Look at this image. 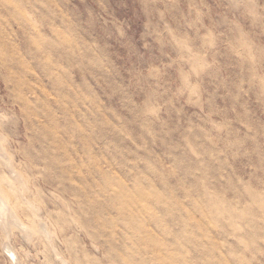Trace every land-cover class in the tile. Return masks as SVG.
Returning <instances> with one entry per match:
<instances>
[{
  "label": "rangeland",
  "instance_id": "374dc122",
  "mask_svg": "<svg viewBox=\"0 0 264 264\" xmlns=\"http://www.w3.org/2000/svg\"><path fill=\"white\" fill-rule=\"evenodd\" d=\"M0 195V264H264V0H0Z\"/></svg>",
  "mask_w": 264,
  "mask_h": 264
},
{
  "label": "bare ground",
  "instance_id": "6f19581e",
  "mask_svg": "<svg viewBox=\"0 0 264 264\" xmlns=\"http://www.w3.org/2000/svg\"><path fill=\"white\" fill-rule=\"evenodd\" d=\"M8 212H9V208H8V205H7V202L6 200L0 195V217L2 218V221L3 219H7L8 217ZM7 221V220H6ZM15 222V220H14ZM17 222V221H16ZM18 223V222H17ZM4 225V224H3ZM20 226V225H19ZM22 226V225H21ZM27 230V229H26ZM6 248L8 250H10V248L8 247V245L6 246ZM12 252V251H11ZM14 256V255H13ZM15 258V256H14Z\"/></svg>",
  "mask_w": 264,
  "mask_h": 264
}]
</instances>
